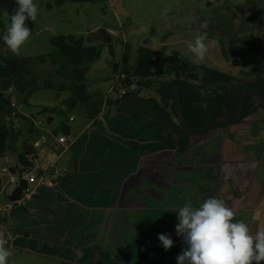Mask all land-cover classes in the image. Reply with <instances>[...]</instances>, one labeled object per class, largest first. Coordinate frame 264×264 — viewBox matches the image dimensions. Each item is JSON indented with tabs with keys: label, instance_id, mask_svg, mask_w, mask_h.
Returning a JSON list of instances; mask_svg holds the SVG:
<instances>
[{
	"label": "crops",
	"instance_id": "1",
	"mask_svg": "<svg viewBox=\"0 0 264 264\" xmlns=\"http://www.w3.org/2000/svg\"><path fill=\"white\" fill-rule=\"evenodd\" d=\"M157 84L153 97L141 91L122 102H95L87 95L92 110L86 123L78 126L71 119L72 127L61 126L70 133L67 147L55 144L64 135L53 133L47 140L50 162L66 171L59 186L42 191L28 209L16 208L0 219L9 235L6 247L47 264H177L178 253L173 255V246L165 250L158 237L168 235L183 250L176 210L186 204L197 208L210 197L222 199L234 211V222H245L253 233L264 225V133L233 129L195 136L194 144L200 141L196 154L187 157L193 144L179 154L149 114L151 103L160 102ZM24 136L28 141L32 135L27 131ZM172 154L195 169V180L192 170L183 169V176L180 169L176 172L179 195L172 194L171 176L162 174ZM3 196L7 203L11 195Z\"/></svg>",
	"mask_w": 264,
	"mask_h": 264
},
{
	"label": "rangeland",
	"instance_id": "2",
	"mask_svg": "<svg viewBox=\"0 0 264 264\" xmlns=\"http://www.w3.org/2000/svg\"><path fill=\"white\" fill-rule=\"evenodd\" d=\"M259 2L264 6V0H107L106 3L100 2L95 5L74 3L72 0H34V3L38 5V15L34 22L33 35L21 48L19 55L13 54L2 44L0 55L4 56L8 52L18 59L32 60L31 69L39 90L24 98L21 103V114L32 118L35 122L41 120L46 122L48 119L53 121L46 127V130L34 133L28 141L24 136L27 130L23 125H16V129L21 131V134L16 140L15 149L8 150L0 159V170L4 169L7 163H13L15 154H22L24 146L35 151V144L42 140H50L52 134L55 135L61 129L62 124L72 127L71 119L78 126L84 125L86 113L92 110L91 108L87 111L80 105L77 108L69 106V101L72 99L69 90L72 89L70 76L73 74V69H69L63 59L57 58L56 68L47 58L44 65L37 61L40 57L56 54L50 46L51 39L71 36L77 40H83L87 47L99 52L98 60L91 65L85 64L77 69L78 72L85 70L87 95L94 97L95 102L103 101L102 99L105 98L121 102V94L125 92L118 82L119 73L123 68L122 58L124 54L127 55L128 67L133 69L138 59L139 48L159 55L154 68L156 73L166 70V65L160 57H171L197 67L230 75L241 82H249L264 74V46L262 48L259 46L260 41L264 43V9L254 7ZM205 20L208 21L207 29L201 28ZM100 30H105L113 41V57L107 47L101 43H87L89 36ZM205 31L210 40L217 39L222 46L210 48L203 62L193 63V54L188 51L187 44L190 41L194 42L195 37ZM250 37L253 41L247 43ZM230 42L237 45L242 44L251 54L241 60H225L221 48L229 49L232 45ZM149 82L151 88L143 90V95L153 97V92L157 91L155 85L157 80L151 79ZM47 83L52 86V91L43 90ZM60 86H63V92L57 91ZM128 91L131 94L135 88L131 87ZM165 96L167 99L175 98L173 92H168ZM42 109H47L49 113L41 116ZM255 129L264 133L262 112L256 113L249 122L236 128V131L254 132ZM198 145L200 141L192 146V152L187 155L188 158L196 154L195 149ZM48 159L53 160L52 155ZM167 161L169 164L171 162V166L166 167L162 174L165 173L164 177L171 176L172 194L179 195V189L174 188V185L178 182L179 176L184 175L183 169L192 170V174L195 172L194 166L183 165L181 157L175 154L168 157ZM12 168H15L14 164H11L10 169ZM179 169L182 174L176 175ZM58 170L62 168L58 166ZM205 174L204 178H206ZM212 175L214 176V173ZM195 176L194 173V176L190 177L195 180ZM207 177H210L209 173ZM15 188L16 184H11L8 175L0 174V189L2 190L0 191V206L2 203L6 204L3 192L8 197ZM180 249L179 243L175 242L172 248L173 255L177 253L180 255L182 252ZM9 264L47 263L38 258L13 253Z\"/></svg>",
	"mask_w": 264,
	"mask_h": 264
},
{
	"label": "trees",
	"instance_id": "3",
	"mask_svg": "<svg viewBox=\"0 0 264 264\" xmlns=\"http://www.w3.org/2000/svg\"><path fill=\"white\" fill-rule=\"evenodd\" d=\"M74 3L98 4L106 3L107 0H72ZM17 7L15 0H0V45H4L3 35L10 25V17ZM27 25L35 31V23L27 21ZM31 35V36H32ZM249 36V35H247ZM253 41L250 37L247 43ZM229 49L221 48L223 58L229 60H241L251 54L245 46L234 44ZM218 45L222 46L220 42ZM50 46L56 52L55 55L40 57L37 61L43 65L46 58L51 61L54 68L57 67V58L65 61L69 69H73L70 79V93L72 99L69 106L77 108L79 105L91 109L88 105L87 86L85 70L78 72L77 69L83 65H91L99 59V52L89 48L83 40H77L71 36H60L50 40ZM260 48L264 46L260 41ZM9 50V49H8ZM138 59L135 67H128L129 59L124 54L122 58V71L119 73L118 82L127 91L134 87L136 90L125 97V100L135 99L143 90L149 89L151 79L157 80L161 89L156 93L159 104L153 101L150 111L151 118L160 132L170 140L172 150L183 153L191 147L192 138L202 134H211L228 128L238 127L258 112L264 114V74L257 76L249 82H241L230 75L220 74L207 68L197 67L190 63L171 57H160L166 65L164 73H156L154 68L159 55L139 48ZM32 60L18 59L11 56L0 55V159L8 151L13 150L21 131L16 125H23L29 135L36 133L32 127V121L19 117L17 121L10 118L7 101L2 95L13 87L18 94L21 103L24 98L31 96L39 90L36 86ZM76 83V85H74ZM44 91H52L50 83L43 88ZM63 86L57 91L63 92ZM173 92L175 98L167 99L165 94ZM123 97V98H124ZM172 103L170 106L169 104ZM131 109L138 108L130 106ZM174 107V108H172ZM173 116L170 119L167 111ZM47 109H42L41 116L48 114ZM17 123V124H16ZM69 130L62 127L58 135L69 136ZM25 148H27L25 146ZM19 167L28 169L32 166L30 158L22 154L14 157Z\"/></svg>",
	"mask_w": 264,
	"mask_h": 264
},
{
	"label": "clouds",
	"instance_id": "4",
	"mask_svg": "<svg viewBox=\"0 0 264 264\" xmlns=\"http://www.w3.org/2000/svg\"><path fill=\"white\" fill-rule=\"evenodd\" d=\"M17 7L10 17V25L3 35L8 49L19 55L29 41L32 30L27 21L35 22L38 5L34 0H15ZM167 14V11L165 15ZM208 28V21L201 24ZM218 46L217 39H209L202 32L187 48L193 54V63L203 62L210 48ZM178 223L176 234L183 238L186 247L177 257V264H262L264 262V225H258L253 233L243 221L234 222L235 213L222 199L210 197L199 207L189 204L176 210ZM165 250L173 246V240L165 234L158 237ZM7 240L0 236V264H9L13 251L6 247Z\"/></svg>",
	"mask_w": 264,
	"mask_h": 264
},
{
	"label": "built area",
	"instance_id": "5",
	"mask_svg": "<svg viewBox=\"0 0 264 264\" xmlns=\"http://www.w3.org/2000/svg\"><path fill=\"white\" fill-rule=\"evenodd\" d=\"M4 100L7 101L9 107L10 118L13 121H17L21 114V101L18 98V94L13 87L2 93ZM125 93L121 94L123 98ZM32 121V127L36 133L46 130V122L41 120L40 122ZM31 140V139H30ZM55 144L61 148H66L68 140L65 136H60L56 138ZM36 149V150H35ZM34 150H31L33 155L30 158L32 166L28 169H23L14 160V165L25 170V177L23 175V180L25 181V189L22 190L20 200L15 203H10L7 201L5 205L0 207V219L9 215L14 209H28L31 207L40 193L44 190H53L59 186L60 180L64 177L66 171L58 170L57 165L50 162L48 159L50 155L49 145L47 141H40L35 144ZM36 158L35 160L33 158ZM12 163H7L4 169L0 170V174L8 175L11 183L18 186L19 180L17 177H12L9 174L10 166ZM0 236L5 238L9 242V235L5 229V225L0 221ZM8 244V243H7Z\"/></svg>",
	"mask_w": 264,
	"mask_h": 264
},
{
	"label": "water",
	"instance_id": "6",
	"mask_svg": "<svg viewBox=\"0 0 264 264\" xmlns=\"http://www.w3.org/2000/svg\"><path fill=\"white\" fill-rule=\"evenodd\" d=\"M101 43L102 45L106 46L110 55L113 57V41L111 37L107 34L105 30H100L95 34H92L89 36L87 43L92 44V43ZM46 125L49 126L50 122L47 120ZM22 155L25 157H30L33 155L32 151L28 148H23L22 150ZM34 160L36 159L35 157L33 158ZM10 176L12 177H17L19 180L17 188L13 191L11 196L8 198V201L10 203H15L20 200L21 192L23 189H25V181L23 180V175L25 174V170L21 169L16 166L15 168L10 169L9 171Z\"/></svg>",
	"mask_w": 264,
	"mask_h": 264
},
{
	"label": "flooded vegetation",
	"instance_id": "7",
	"mask_svg": "<svg viewBox=\"0 0 264 264\" xmlns=\"http://www.w3.org/2000/svg\"><path fill=\"white\" fill-rule=\"evenodd\" d=\"M259 4V5H258ZM258 4H256L254 7H259L260 8V10H263L264 8H262V6H263V4L261 3V2H259ZM264 7V6H263ZM261 13H262V11H261ZM260 13V14H261ZM123 98H121V102L123 101L122 100ZM170 114V113H169ZM171 115V114H170ZM255 115H253L250 119H248L244 124H242V125H240V126H238V127H241V126H243V125H245L247 122H249V120H251L253 117H254ZM238 127H234V128H228V129H225V130H222V131H216V132H213V133H211V134H215V133H220V132H222V133H224V134H226V133H229L230 131H232L233 129L234 130H236V128H238ZM255 131L257 132H259L260 130L259 129H255ZM202 135H207V134H202ZM200 136V135H199ZM197 137V136H196ZM194 139H195V137H193L192 138V141H191V145L193 144L194 145ZM191 148V147H190ZM190 148L188 149V150H186V151H184L183 153H186V152H188L189 150H190ZM183 153H179V154H183ZM205 166L206 167H209V164H205L204 165V168H205ZM203 168V166H201V169ZM204 173H205V171H204ZM204 175V174H203ZM206 177H207V174L205 175ZM203 181V180H202Z\"/></svg>",
	"mask_w": 264,
	"mask_h": 264
}]
</instances>
